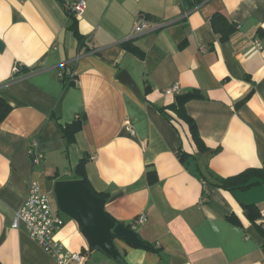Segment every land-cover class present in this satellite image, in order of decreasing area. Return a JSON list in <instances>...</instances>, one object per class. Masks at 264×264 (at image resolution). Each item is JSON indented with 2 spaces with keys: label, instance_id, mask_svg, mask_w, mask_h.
<instances>
[{
  "label": "crops",
  "instance_id": "crops-1",
  "mask_svg": "<svg viewBox=\"0 0 264 264\" xmlns=\"http://www.w3.org/2000/svg\"><path fill=\"white\" fill-rule=\"evenodd\" d=\"M68 1L0 0V97L12 108L0 124V263L57 264L12 224L32 182L55 196L56 183L77 179L85 159L91 190L108 196L107 216L159 249L113 239L126 264H264L263 238L243 208L255 205L264 228V185H213L264 169V0H87L77 19L83 44L69 30ZM216 14L236 28L227 42L212 27ZM140 21L158 28L134 36ZM127 42L144 57L126 51ZM123 70L138 91L118 80ZM62 72L76 82L65 87ZM175 84L179 93L166 94ZM185 94L200 97L184 107L205 153L187 126L159 111ZM78 119L70 145L64 128ZM33 142L45 157L39 166L28 156ZM181 153L195 160V172ZM232 215L240 225L227 220ZM65 220L57 239L84 253L80 264H119Z\"/></svg>",
  "mask_w": 264,
  "mask_h": 264
},
{
  "label": "built area",
  "instance_id": "built-area-1",
  "mask_svg": "<svg viewBox=\"0 0 264 264\" xmlns=\"http://www.w3.org/2000/svg\"><path fill=\"white\" fill-rule=\"evenodd\" d=\"M87 10V0H69L66 4V11L76 19L81 18ZM157 25H151L146 21H140L133 32L134 36H143L155 31ZM19 65L13 68L14 73L19 72ZM62 81L76 82V75L70 72L67 77L63 72L60 74ZM179 85L175 84L165 90L166 94H178ZM127 130L134 134L129 120L126 121ZM28 156L33 166H39L45 157L39 150L37 142H33L29 148ZM264 215V213H263ZM146 217L142 216L135 221V224L142 225L146 222ZM66 224L65 215L57 208H54L52 196L42 190L40 185L32 182L27 197L16 214L12 224L13 229L24 227L29 236L50 256L57 264H80L85 261L83 252H73L57 239V235Z\"/></svg>",
  "mask_w": 264,
  "mask_h": 264
},
{
  "label": "trees",
  "instance_id": "trees-1",
  "mask_svg": "<svg viewBox=\"0 0 264 264\" xmlns=\"http://www.w3.org/2000/svg\"><path fill=\"white\" fill-rule=\"evenodd\" d=\"M196 2H199L200 0H194ZM71 19V24L69 26V30L72 31L73 35L76 37V39L79 41L80 44H83L84 37L80 34L78 29V22L77 19L73 15H69ZM212 27L216 33L221 34L222 42H227L232 34L235 32L236 28L233 24H231L227 18L221 14H216L212 18ZM122 47L137 56L138 58H143L144 54L132 43H124ZM64 86L66 87L67 80H63ZM73 83H70L69 86H73ZM12 108L11 106L6 103L4 99L0 97V124L7 118V116L11 113ZM159 111L175 126L177 125H185L188 127L190 136L192 138L193 143L195 144L197 150L199 153H205L208 151V148L204 144L203 140L200 137L197 124L195 120L188 115V113L185 110V107H178L175 103L166 107V108H160ZM82 120H76L74 123L67 125L64 128V137L66 138L68 144H73L75 141L76 135L80 132L82 129ZM181 160L185 163L189 158L188 154L181 153ZM85 165L86 161L83 159L80 164L77 167V179L84 181L85 185L90 188L87 174L85 171ZM148 177L150 180V183L153 184L157 181L155 172L148 173ZM215 187L220 188L225 191H235V190H249L253 187H257L260 185H264V169H256L251 168L243 171L242 173L229 177L227 179H219L217 182L213 184ZM91 189V188H90ZM92 191V190H91ZM93 192V191H92ZM94 193V192H93ZM95 194V193H94ZM97 197L102 199H107L108 196L105 194H95ZM244 210L248 213V220L256 227L259 234L263 238L264 241V228L263 225L260 223V212L256 208L255 205H247L243 207ZM227 220L235 225H240V221L237 216L232 215L230 217H227ZM114 221V220H113ZM116 224V221H114ZM130 227V226H128ZM131 228V227H130ZM113 239L119 238L115 235H112ZM122 239V238H120ZM124 240V239H122ZM125 241V240H124ZM127 242V241H126ZM132 247H136L132 245L131 243L127 242ZM148 251L152 252H159V249L155 248L151 244L147 243V247L144 248ZM263 252H264V243H263ZM117 262L119 264H126V262L120 258L117 259ZM1 264V263H0Z\"/></svg>",
  "mask_w": 264,
  "mask_h": 264
},
{
  "label": "water",
  "instance_id": "water-1",
  "mask_svg": "<svg viewBox=\"0 0 264 264\" xmlns=\"http://www.w3.org/2000/svg\"><path fill=\"white\" fill-rule=\"evenodd\" d=\"M3 49L4 45L0 41V51ZM118 80L134 92L138 91L137 85L126 71L120 72ZM198 98L200 97L195 94L181 95L176 98V105L183 107L190 100ZM185 168L189 172H195V160L188 159L185 162ZM54 194L60 212L80 224L92 248H99L107 256L117 260L120 255L114 247L112 235L122 238L136 247H147V242L132 228L116 224L107 216L104 210L106 200L97 197L85 185L84 181L79 179L59 181L55 185Z\"/></svg>",
  "mask_w": 264,
  "mask_h": 264
},
{
  "label": "rangeland",
  "instance_id": "rangeland-1",
  "mask_svg": "<svg viewBox=\"0 0 264 264\" xmlns=\"http://www.w3.org/2000/svg\"><path fill=\"white\" fill-rule=\"evenodd\" d=\"M53 198H52V203H53V206H54V208H57V204H56V201H55V196L53 195L52 196ZM65 217H66V215H65Z\"/></svg>",
  "mask_w": 264,
  "mask_h": 264
}]
</instances>
